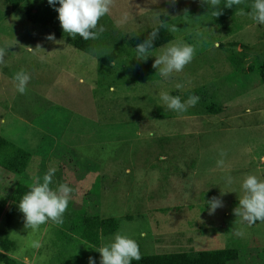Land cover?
Wrapping results in <instances>:
<instances>
[{
  "label": "rangeland",
  "instance_id": "374dc122",
  "mask_svg": "<svg viewBox=\"0 0 264 264\" xmlns=\"http://www.w3.org/2000/svg\"><path fill=\"white\" fill-rule=\"evenodd\" d=\"M28 3L13 10L0 0V137L31 153L22 174L0 166V233L12 205L2 207L15 185H30L49 167L56 168L55 183L76 182L67 183L72 192L60 225L50 221L33 233L15 206L8 231L18 248L34 238L43 244L25 251L27 264L40 256L43 264H89L90 257L98 264L100 253L88 247L96 246L80 234L84 214L98 213L117 217L116 232L136 239L141 254L236 248L240 257L229 264H264V221L249 224L234 214L243 177L264 178V25L246 15L251 1L226 8L221 0L217 15L205 0H112L91 51L29 22ZM124 13L127 21L117 25ZM163 15L169 20L163 22ZM162 23L175 28L171 41L195 49L169 79L152 67L154 56L136 58L129 43ZM20 70L30 75L24 93L13 79ZM197 87L208 88L209 96L186 112L161 105L160 91L183 101ZM212 101L223 105L221 113H204ZM162 136H170L168 142ZM100 181L111 191L97 207ZM213 197L222 206L210 213L206 200Z\"/></svg>",
  "mask_w": 264,
  "mask_h": 264
},
{
  "label": "clouds",
  "instance_id": "9594fccd",
  "mask_svg": "<svg viewBox=\"0 0 264 264\" xmlns=\"http://www.w3.org/2000/svg\"><path fill=\"white\" fill-rule=\"evenodd\" d=\"M205 2L213 9H217V15L219 14L221 0H205ZM48 3L55 7L65 33H68L72 38L79 35L84 40H95L104 32L103 25L99 27L97 25L101 17L109 14L112 0H48ZM242 3L243 0H223V6L226 8H232ZM246 15L255 24L264 25V0H251ZM127 19L128 14H122L117 25L126 22ZM170 30L175 31V28ZM158 34L159 27L153 28L147 38L137 43L135 57L146 60L149 56H154L152 67L164 79H169L173 73L182 72L185 65L192 60L195 49L193 45L183 40H173L154 51V41ZM48 39H54V36L49 34ZM32 50V47H28V51ZM2 56L3 53L0 52V58ZM13 79L17 90L24 93L30 75L20 70L14 74ZM181 87V84L176 85L177 89ZM159 97L162 106L178 114L186 112L189 107H194L200 99L198 95L192 94L182 101L179 95H172L170 91H160ZM151 135L150 132L149 136ZM223 155L224 153L221 152V156ZM223 164V159L217 160L218 166H223ZM55 173L56 168L49 167L42 177H34L28 191L18 201V208L24 214L25 226L33 233L38 232L40 226L49 221L56 225L64 222V213L68 207L72 189L67 183H55L53 179ZM227 182H232L230 175L227 177ZM54 183L55 186H53ZM241 188L243 195L239 197L238 206L234 209L235 216H239L249 224L264 221V178L249 173L243 177ZM206 201L210 213L222 206V201L216 197ZM146 235L145 232L139 233L141 238ZM42 246L40 238L31 239L25 244H21L13 259L23 257L27 264L28 258L24 256L25 251L27 249L38 250ZM88 247L96 249L100 253V264H132L133 260L141 259L137 240L121 232H116L108 242L100 247ZM37 259L39 264H43L46 257H33V264H37ZM89 264H96V262L90 257Z\"/></svg>",
  "mask_w": 264,
  "mask_h": 264
},
{
  "label": "trees",
  "instance_id": "16d2710c",
  "mask_svg": "<svg viewBox=\"0 0 264 264\" xmlns=\"http://www.w3.org/2000/svg\"><path fill=\"white\" fill-rule=\"evenodd\" d=\"M29 1L25 11V18L34 24L40 25L46 28H52L56 35L60 38L65 39L68 43L76 47L77 49L83 51H91L95 47V43L98 42V38L95 40H84L79 35H76L74 38L69 36L68 33H65L61 27L60 21L58 19V13L54 6L49 5L48 0H5V4L11 9H17L22 3ZM251 1V0H249ZM58 6V5H57ZM169 16L163 15V22L169 20ZM163 25V26H161ZM159 34L157 39L154 41V49L160 47L161 45L171 41L173 39V33L165 24H160ZM153 27V28H156ZM153 28H150L144 32H141L134 37L129 39V43L135 49L137 43L142 42L145 38L148 37V34L152 31ZM107 40L114 41L113 38ZM231 46L241 47L242 49H249L250 47L241 42H229ZM220 47H224L225 44L221 42ZM261 70V81L264 82V62L260 65ZM192 94L198 95L200 99L205 100L208 94V88L197 87L191 91ZM211 99L213 97H210ZM213 100V99H212ZM207 106L204 107V113L218 114L221 113L224 109L223 105L220 103L210 102L207 103ZM31 158V153L16 145L14 142L0 137V166L5 167L14 174H22L28 166V163ZM74 170V169H72ZM81 172L80 170H77ZM65 173L71 175L69 170H65ZM100 174L98 177L99 182ZM76 182L74 178H68L65 180V183L70 184V182ZM101 183V193L99 196L95 197L97 199V207H100L102 200L105 199V194L109 193V190H103L102 181ZM104 184V183H103ZM104 186V185H103ZM28 184H17L14 186V189H11V192L6 197L5 204L2 207V210L11 204L10 207L5 212V217L7 220V226L11 224V218L14 214L15 206L18 205V201L21 196L28 191ZM104 192H106L104 194ZM21 218L24 217L20 215ZM19 216V218H20ZM50 222V221H49ZM261 222V221H257ZM256 223V222H255ZM8 227L1 230L0 233V263L3 264H23L22 260L13 259L12 253L17 250L18 243L12 237ZM120 228V221L117 217L104 214H84L83 216V227L80 230L81 237L95 245L100 247L102 245V239L107 236L115 233ZM240 257V252L236 248H221V249H212V250H197L190 252H171V253H146L141 254V259L139 261L133 260L132 264H229V262L237 260ZM101 259V258H100ZM100 264V261L98 262Z\"/></svg>",
  "mask_w": 264,
  "mask_h": 264
},
{
  "label": "crops",
  "instance_id": "0c3cea01",
  "mask_svg": "<svg viewBox=\"0 0 264 264\" xmlns=\"http://www.w3.org/2000/svg\"><path fill=\"white\" fill-rule=\"evenodd\" d=\"M162 139H164V142L166 143V142H168V140L167 139H169L170 138V136H162L161 137ZM161 139V140H162ZM151 143V142H150ZM162 154H165V153H161V154H159V155H157V156H160V155H162ZM169 159V158H168ZM168 159H165L164 161H166V160H168ZM169 163H173V162H169ZM165 164H168V163H165ZM129 173L131 172V169L128 171ZM100 173V172H99ZM113 174V172H108V175H112ZM104 174H100V176H103ZM105 180H106V178H104V182H105ZM104 186H103V188H104V190H109V192L111 191V189H110V187L108 186V184H106V183H104L103 184ZM114 201H117V198H115V200ZM116 203V202H115ZM159 209L160 208H156V210H158L159 211ZM20 218H21V216H20ZM23 218V217H22Z\"/></svg>",
  "mask_w": 264,
  "mask_h": 264
}]
</instances>
